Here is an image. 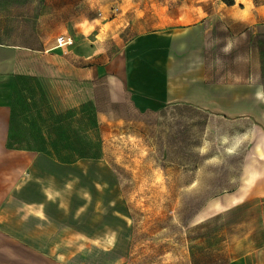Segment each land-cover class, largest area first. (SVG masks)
Returning a JSON list of instances; mask_svg holds the SVG:
<instances>
[{"label":"rangeland","instance_id":"374dc122","mask_svg":"<svg viewBox=\"0 0 264 264\" xmlns=\"http://www.w3.org/2000/svg\"><path fill=\"white\" fill-rule=\"evenodd\" d=\"M238 1V8L248 6L247 0ZM223 3L0 0V28L19 37L36 25L42 33L65 22L74 32L84 27L83 20L116 18L104 34L114 35L111 46L129 58V68L148 70L152 86L156 77L177 79L184 97L191 82L199 93L207 84L235 89L250 82L251 31L222 27L224 37L219 32L206 43L205 12L220 10ZM216 27L221 31L219 23ZM261 34L263 63L264 27ZM102 108V137L86 149L105 158L0 161V264H230L236 259L238 240L255 227L242 218L264 216L259 195L264 175H245L247 157L261 153L252 151L263 131L255 119L224 117L188 101L140 112L102 95ZM237 190L250 199L230 208L209 207Z\"/></svg>","mask_w":264,"mask_h":264},{"label":"crops","instance_id":"0c3cea01","mask_svg":"<svg viewBox=\"0 0 264 264\" xmlns=\"http://www.w3.org/2000/svg\"><path fill=\"white\" fill-rule=\"evenodd\" d=\"M247 2L248 6L242 8L237 7V0L234 4L223 3L226 6L220 10L208 9L202 22L207 44L218 39L219 32L224 37L222 27L252 32L253 67L246 79L250 82L236 85L235 89L207 84L204 93L197 92L196 82H191L184 97L177 79L156 77L152 86L148 70L134 73L129 68V58L111 46L114 35L104 34L116 18L109 22H103L106 17L100 16L83 20L79 25L84 27L74 32L65 22H57L42 33L35 24L29 33L19 37L5 35L0 28V161L105 158L92 148L86 149V145L100 142L102 137V112L106 111L102 95L112 103L130 104L140 112L188 101L208 112L225 113L224 117H251L257 130H263L259 136L264 137V100L257 99V93L264 95V2ZM50 10L58 11H46ZM218 23L221 31L217 32ZM62 34L73 37L74 42L58 46L57 37ZM259 136L252 151L261 153L247 157L252 160L245 168L248 176L264 175V140L260 141ZM259 192L264 196V183ZM230 194L237 199L225 208L247 202L251 196L243 190ZM262 202L261 199V205ZM247 219L252 220L254 230L243 233L238 240L237 256L230 264H264V216L242 218Z\"/></svg>","mask_w":264,"mask_h":264},{"label":"bare ground","instance_id":"6f19581e","mask_svg":"<svg viewBox=\"0 0 264 264\" xmlns=\"http://www.w3.org/2000/svg\"><path fill=\"white\" fill-rule=\"evenodd\" d=\"M259 140L260 141L264 140V137L259 136ZM236 199H237L236 196H234L233 194H229V195L222 197L220 199L219 198L215 199L214 201H212V203L210 204L209 207L211 209L225 208L226 206H228L231 202L235 201Z\"/></svg>","mask_w":264,"mask_h":264},{"label":"built area","instance_id":"2783aa9c","mask_svg":"<svg viewBox=\"0 0 264 264\" xmlns=\"http://www.w3.org/2000/svg\"><path fill=\"white\" fill-rule=\"evenodd\" d=\"M73 42H74L73 37L68 36V35L62 34V35L57 37L58 46L69 45V44H72Z\"/></svg>","mask_w":264,"mask_h":264},{"label":"clouds","instance_id":"9594fccd","mask_svg":"<svg viewBox=\"0 0 264 264\" xmlns=\"http://www.w3.org/2000/svg\"><path fill=\"white\" fill-rule=\"evenodd\" d=\"M229 47H230V45H229ZM225 51H227V49H225ZM257 99L264 100V95L257 93Z\"/></svg>","mask_w":264,"mask_h":264},{"label":"trees","instance_id":"16d2710c","mask_svg":"<svg viewBox=\"0 0 264 264\" xmlns=\"http://www.w3.org/2000/svg\"><path fill=\"white\" fill-rule=\"evenodd\" d=\"M229 4H234L236 1L235 0H226Z\"/></svg>","mask_w":264,"mask_h":264}]
</instances>
